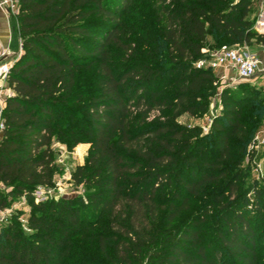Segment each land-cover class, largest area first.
Listing matches in <instances>:
<instances>
[{
    "label": "trees",
    "instance_id": "obj_1",
    "mask_svg": "<svg viewBox=\"0 0 264 264\" xmlns=\"http://www.w3.org/2000/svg\"><path fill=\"white\" fill-rule=\"evenodd\" d=\"M257 4L20 0L0 209L25 198L31 212L26 229H0V264H264V178L251 180L250 150L264 89L196 67L223 46L264 47ZM217 96L208 133L181 122ZM55 144L90 145L72 174L84 195L38 202L56 185Z\"/></svg>",
    "mask_w": 264,
    "mask_h": 264
},
{
    "label": "rangeland",
    "instance_id": "obj_2",
    "mask_svg": "<svg viewBox=\"0 0 264 264\" xmlns=\"http://www.w3.org/2000/svg\"><path fill=\"white\" fill-rule=\"evenodd\" d=\"M264 6L260 5L258 0L257 7L251 18L256 20V30L260 33H264V28L261 27L262 24H259V14L263 11ZM261 15V14H260ZM248 83L252 88L254 84L248 81H238L233 84L232 89L236 90L238 86ZM260 87L259 85H255ZM244 93H248L247 90H243ZM222 111L220 101L218 96L213 100V103L210 108V112L198 118L191 119L189 117H184L181 122L189 125H197L202 128L203 132L206 134L210 131L213 120L219 115ZM90 146L85 145L76 148L74 151H67L62 145L56 147L57 152V166H58V175L56 179L55 188L51 190L50 199L52 198H76L84 195V188L76 187L72 182V174L78 166L84 165L86 158L88 156ZM251 151L255 152L254 161L252 164V179L262 181L264 178V128L256 136L253 144L250 148ZM31 209L28 205V202L25 198H21L10 206L1 210V225L4 226L13 220L23 227H27V219L30 215Z\"/></svg>",
    "mask_w": 264,
    "mask_h": 264
},
{
    "label": "built area",
    "instance_id": "obj_3",
    "mask_svg": "<svg viewBox=\"0 0 264 264\" xmlns=\"http://www.w3.org/2000/svg\"><path fill=\"white\" fill-rule=\"evenodd\" d=\"M0 9L10 12L13 17L17 16L20 11V0H0ZM248 46L228 47L212 51L208 58L202 59L196 63L198 69L208 68L214 71L225 67L233 68L238 75L240 81L254 82L256 79H261L263 85L260 86L256 82L254 85H259L264 89V67L261 61L254 53L249 52ZM20 50L22 51V41L20 42ZM7 57L6 52H0V80L8 81L9 74L15 63L2 61ZM13 92L8 90L6 93L0 94V134L3 133L5 126L3 120V110L6 106L8 98L13 96ZM51 190L39 188L35 197L38 202H46L50 199ZM1 209H0V229L1 225Z\"/></svg>",
    "mask_w": 264,
    "mask_h": 264
},
{
    "label": "crops",
    "instance_id": "obj_4",
    "mask_svg": "<svg viewBox=\"0 0 264 264\" xmlns=\"http://www.w3.org/2000/svg\"><path fill=\"white\" fill-rule=\"evenodd\" d=\"M260 5L264 6V0H259ZM264 10V9H263ZM261 14V15H260ZM259 14V24L264 23V12L262 11ZM13 15L3 9H0V52H6L9 57L4 60V62H14L16 61L22 54L23 51L20 50V42L21 39L17 33L14 32L13 24H12ZM264 27V24L261 25ZM249 52L254 53L258 56L261 61V65L264 67V47H248ZM216 75L222 79L224 84L228 86H233L235 82L240 81L238 78L237 72L231 67L221 68L216 70ZM254 82L263 85L261 79H256ZM253 82V83H254ZM8 90L13 92V90L9 87L7 81L0 80V94L6 93ZM3 137V133L0 134V141ZM89 144H83L81 146H85ZM59 144H55L54 148L58 147ZM77 147V148H78Z\"/></svg>",
    "mask_w": 264,
    "mask_h": 264
},
{
    "label": "water",
    "instance_id": "obj_5",
    "mask_svg": "<svg viewBox=\"0 0 264 264\" xmlns=\"http://www.w3.org/2000/svg\"><path fill=\"white\" fill-rule=\"evenodd\" d=\"M9 57V55L7 57H5L2 61H4L5 59H7Z\"/></svg>",
    "mask_w": 264,
    "mask_h": 264
}]
</instances>
